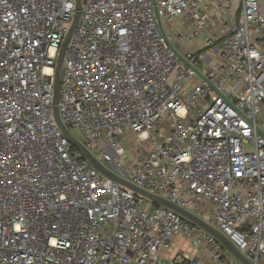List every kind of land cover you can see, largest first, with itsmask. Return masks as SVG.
I'll list each match as a JSON object with an SVG mask.
<instances>
[{"label": "built area", "instance_id": "1", "mask_svg": "<svg viewBox=\"0 0 264 264\" xmlns=\"http://www.w3.org/2000/svg\"><path fill=\"white\" fill-rule=\"evenodd\" d=\"M74 13L75 0H0V264H239L63 136L54 74ZM196 39L198 51L174 46ZM263 105L264 0H81L61 122L109 173L252 264H264ZM177 235L191 251L162 262Z\"/></svg>", "mask_w": 264, "mask_h": 264}, {"label": "water", "instance_id": "2", "mask_svg": "<svg viewBox=\"0 0 264 264\" xmlns=\"http://www.w3.org/2000/svg\"><path fill=\"white\" fill-rule=\"evenodd\" d=\"M80 8H81V0H75V13L74 18L72 21V24L63 40V43L61 45V48L58 53L56 66H55V74H54V87H53V116L54 120L62 132L63 136L66 138V140L70 143V145L75 148L77 151L81 153V155L92 165L96 170H98L102 175L105 177L111 179L112 181L120 184L124 188L129 189L133 193L140 195L142 197L147 198L152 203H154L157 206L164 207L168 210L173 211L177 215L181 216L183 219L189 221L191 224L199 227L204 232L208 233L212 237H214L221 245L222 247L239 263V264H252L248 259H246L236 248L235 246L229 242L221 233H219L216 229H214L212 226L207 224L204 220L199 218L198 216L181 209L177 207L176 205L161 199L159 197H156L154 195H151L149 193H146L145 191L134 187L133 185L127 183L126 181H123L119 179L118 177L114 176L113 174L109 173L93 156L92 154L81 144L79 143L73 135L66 129V127L63 125V123L60 120L57 104L59 100V92H60V77H61V69H62V60L64 53L66 51L67 45L69 43V40L76 28L77 22L79 20L80 15ZM159 27L162 30V27L159 23ZM256 130L258 134L264 138V131L260 127H256ZM244 230V228H243Z\"/></svg>", "mask_w": 264, "mask_h": 264}, {"label": "rangeland", "instance_id": "3", "mask_svg": "<svg viewBox=\"0 0 264 264\" xmlns=\"http://www.w3.org/2000/svg\"><path fill=\"white\" fill-rule=\"evenodd\" d=\"M176 49L180 50H193V51H198L202 48V42L199 41V39L192 40L189 42H186L182 45H177L174 44ZM204 49L200 51V53H204ZM164 127H167V123L164 124ZM74 138L77 140H80V136L78 133L73 132L71 133ZM138 144L133 142V139L129 140V146L128 149L132 154L137 155L138 157L143 153L141 148H137ZM144 148V146L142 147ZM136 156V157H137ZM200 214L202 217L207 218L208 217V209L205 207L202 211H200ZM191 251L190 244L187 240H185L182 236H174L169 247L164 249L161 254H160V259L162 262H170L173 261L174 257L179 253V252H184L188 253ZM203 264H209L206 262V260H203ZM259 264H262L261 262Z\"/></svg>", "mask_w": 264, "mask_h": 264}, {"label": "crops", "instance_id": "4", "mask_svg": "<svg viewBox=\"0 0 264 264\" xmlns=\"http://www.w3.org/2000/svg\"><path fill=\"white\" fill-rule=\"evenodd\" d=\"M208 32H210V30H208ZM200 41V40H199ZM201 42V41H200ZM259 126L262 128V130L264 131V105H263V109H262V113L259 117L258 120Z\"/></svg>", "mask_w": 264, "mask_h": 264}]
</instances>
